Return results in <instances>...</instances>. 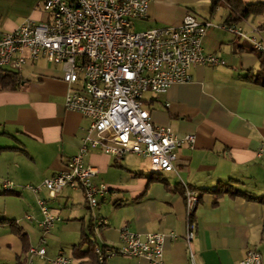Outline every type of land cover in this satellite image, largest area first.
I'll return each instance as SVG.
<instances>
[{
	"label": "crops",
	"instance_id": "0c3cea01",
	"mask_svg": "<svg viewBox=\"0 0 264 264\" xmlns=\"http://www.w3.org/2000/svg\"><path fill=\"white\" fill-rule=\"evenodd\" d=\"M148 1V16L136 21L134 29L138 25L141 30L176 27L187 13L213 24L207 29L203 48L225 64L192 67L189 82L173 84L161 96H144L153 124L168 126L179 137L193 135L194 145L179 150L177 173L154 172L160 173L163 182L151 183L147 181L153 172L150 165L145 171L133 162H148L144 157L90 152L85 163L96 171L93 183L108 189L93 212L81 191L65 188L51 200L45 190L38 194L25 190L26 185H39L60 173L78 152L89 126L88 119L64 107L67 85L62 81V67L43 59L27 64L18 88L0 90V264L29 259V248L38 244L42 220L38 200L59 218L45 237L49 259L64 254L63 246L72 254L92 217L100 216L108 225L94 236L110 248L119 246L122 229L141 235L163 234V264H191L190 256L193 264H238L249 250L258 251L264 264V202L249 198L264 201V156L256 155L264 142V88L243 80L248 71L258 70V53L249 42L218 28L228 16L226 7L211 13L208 0ZM36 9L26 18L0 22V35L15 30L25 19L38 21ZM263 22L259 15L233 25L264 45ZM4 181H10L15 190L4 191ZM219 184L240 194L215 199L206 192ZM184 186L199 198L189 243L184 239ZM11 221L23 238L12 233ZM78 262L73 259L72 264ZM35 264L42 263L36 259ZM105 264L148 262L114 255Z\"/></svg>",
	"mask_w": 264,
	"mask_h": 264
},
{
	"label": "built area",
	"instance_id": "2783aa9c",
	"mask_svg": "<svg viewBox=\"0 0 264 264\" xmlns=\"http://www.w3.org/2000/svg\"><path fill=\"white\" fill-rule=\"evenodd\" d=\"M44 11L42 22L25 19L13 31L0 35V68L22 79L24 67L40 59L62 67V81L67 85L64 107L89 120L86 135L76 155L64 169L39 185H26L25 190L38 194L47 192L53 200L67 188L81 191L87 208L93 212L108 191L103 184L93 183L95 169L85 163L90 152L121 158L131 153L148 160L150 168L164 173H177L178 152L183 145L192 147L193 135L179 137L168 126L152 123L144 106V96L165 94L177 83L190 81L189 70L195 66L217 67L225 62L214 53H206L203 39L213 24L187 13L176 26H158L141 31L136 21L148 16V0H39ZM243 40H251L264 50V45L236 25L218 26ZM264 156V142L256 151ZM1 186L15 188L10 181ZM189 243L195 225L189 222L197 206V195L184 186ZM42 220L38 226L41 237L25 264H72L64 254L46 257L45 237L59 218L43 200H38ZM30 219V217H27ZM108 223L93 216L91 226L104 231ZM96 237L94 236L95 240ZM174 238V235H170ZM161 233L144 235L122 229L117 248L96 242L98 264L111 256L146 259L148 264H163ZM259 252L249 250L238 264H259ZM189 262L193 264L190 256Z\"/></svg>",
	"mask_w": 264,
	"mask_h": 264
},
{
	"label": "trees",
	"instance_id": "16d2710c",
	"mask_svg": "<svg viewBox=\"0 0 264 264\" xmlns=\"http://www.w3.org/2000/svg\"><path fill=\"white\" fill-rule=\"evenodd\" d=\"M210 3L211 13L217 8L226 7L228 9V16L225 23L228 25L236 24L241 20H246L251 16H263L264 17V2L257 1L255 3H243L241 0H208ZM264 29V22L261 25ZM259 68L255 72L248 71L243 77L244 81L258 85L264 88V55L258 53ZM22 79H18L16 75L8 70L0 68V90H15L19 87ZM148 183L151 182H163L160 178V173L150 172ZM184 194V187L182 188ZM211 192L215 199L223 194H229L231 196L239 195V192L231 191L227 184H219L213 190H206ZM258 202H264L262 199L251 198ZM199 199V198H197ZM3 220H0V224ZM189 222L194 224V213L189 217ZM9 226L13 234L19 238H23V234L20 228L14 221L9 222ZM86 232L81 234L80 242L72 250V258L78 260V264H98V260L95 254L96 240L93 235L92 226L89 225L86 228ZM86 246V250L83 247ZM106 263V261H105ZM104 263V264H105ZM16 264H25V261L18 260Z\"/></svg>",
	"mask_w": 264,
	"mask_h": 264
},
{
	"label": "rangeland",
	"instance_id": "374dc122",
	"mask_svg": "<svg viewBox=\"0 0 264 264\" xmlns=\"http://www.w3.org/2000/svg\"><path fill=\"white\" fill-rule=\"evenodd\" d=\"M257 1H264V0H251V3H255ZM35 8L36 11L40 14L38 22L43 21L44 11H42V5L39 2V0H0V22H7L11 21L14 22L18 18H26L30 16L32 10ZM37 20V19H36ZM136 31H141V27L138 25L135 29ZM134 163L137 164L139 162V165L144 168L145 171H148L149 164L144 159L133 160ZM81 235L79 237L80 242ZM77 243V244H78ZM64 248V254L68 257H72L71 250L68 249V247L63 246ZM75 264V263H73Z\"/></svg>",
	"mask_w": 264,
	"mask_h": 264
},
{
	"label": "bare ground",
	"instance_id": "6f19581e",
	"mask_svg": "<svg viewBox=\"0 0 264 264\" xmlns=\"http://www.w3.org/2000/svg\"><path fill=\"white\" fill-rule=\"evenodd\" d=\"M245 41L250 43V45L254 51L264 55V50L261 47H259L257 44L251 42V40H245ZM150 169L153 172H163V169H159V168H150ZM1 187L4 191H14L15 190V188H11L8 186H1ZM100 230H101V227H94L95 234L98 233ZM32 250H34V247H31L28 250L29 257H31ZM95 254H96L97 260H99V250H95ZM259 264H261L260 254H259Z\"/></svg>",
	"mask_w": 264,
	"mask_h": 264
}]
</instances>
